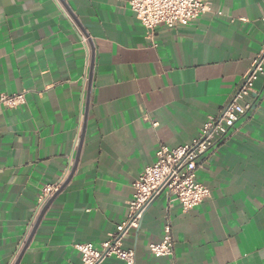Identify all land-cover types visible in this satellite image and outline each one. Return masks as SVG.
<instances>
[{
    "label": "crops",
    "instance_id": "1",
    "mask_svg": "<svg viewBox=\"0 0 264 264\" xmlns=\"http://www.w3.org/2000/svg\"><path fill=\"white\" fill-rule=\"evenodd\" d=\"M207 1L149 36L126 0H0V96L26 93L0 106V264H81L75 246L115 231L158 148L190 143L228 102L264 44L262 1ZM255 90L199 160L209 198L183 212L161 194L122 239L135 264H264V78ZM166 222L173 256L155 258Z\"/></svg>",
    "mask_w": 264,
    "mask_h": 264
},
{
    "label": "built area",
    "instance_id": "2",
    "mask_svg": "<svg viewBox=\"0 0 264 264\" xmlns=\"http://www.w3.org/2000/svg\"><path fill=\"white\" fill-rule=\"evenodd\" d=\"M261 1V21L264 22V0ZM126 3L149 36L159 26L166 29L187 26L209 10L207 0H126ZM259 78H264V44L241 75L231 98L216 115L207 118L190 143L173 149L163 145L158 148L155 162L145 167L133 182L134 193L127 204L126 217L108 239L97 247L90 243L75 246L80 253L81 264H102L110 258L124 264H135L134 251L124 249L122 239L130 231L139 228L144 213L161 194H165L169 201L177 202L183 212H188L209 198V189L196 177L197 169L202 168L199 160L214 151L235 123L255 109L254 103L246 102V99L252 97L257 100L255 84ZM25 95V92L2 95L0 106L15 109L25 103ZM58 188L59 184L47 186L40 203L43 204ZM148 250L155 258L173 256V239L168 222L163 226L162 239L149 244Z\"/></svg>",
    "mask_w": 264,
    "mask_h": 264
},
{
    "label": "water",
    "instance_id": "3",
    "mask_svg": "<svg viewBox=\"0 0 264 264\" xmlns=\"http://www.w3.org/2000/svg\"><path fill=\"white\" fill-rule=\"evenodd\" d=\"M90 78V76H89ZM53 197H51L47 203L44 205V207L42 208L40 214H39V217H38V221L41 219L42 215L45 213V211L47 210L48 206L50 205L51 201H52ZM15 264H18V262H16Z\"/></svg>",
    "mask_w": 264,
    "mask_h": 264
}]
</instances>
